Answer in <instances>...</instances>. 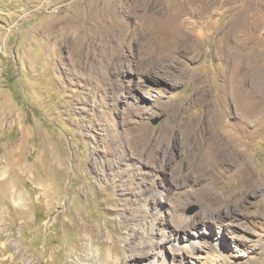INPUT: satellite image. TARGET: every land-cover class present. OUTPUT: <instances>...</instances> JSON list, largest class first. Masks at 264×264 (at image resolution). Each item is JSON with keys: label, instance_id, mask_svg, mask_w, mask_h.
Wrapping results in <instances>:
<instances>
[{"label": "rangeland", "instance_id": "1", "mask_svg": "<svg viewBox=\"0 0 264 264\" xmlns=\"http://www.w3.org/2000/svg\"><path fill=\"white\" fill-rule=\"evenodd\" d=\"M206 2L0 0V264H264V0Z\"/></svg>", "mask_w": 264, "mask_h": 264}, {"label": "bare ground", "instance_id": "2", "mask_svg": "<svg viewBox=\"0 0 264 264\" xmlns=\"http://www.w3.org/2000/svg\"><path fill=\"white\" fill-rule=\"evenodd\" d=\"M173 1L175 2V5H177L180 3H187L190 0H187V2H186V0H173ZM220 1L221 0H207L204 8L205 7L209 8L212 5L219 3ZM203 13H204V11H203ZM50 17H51V15H50ZM187 18H186V20H187ZM36 28L39 32H44V31L48 30V26H47V24L44 23V19L41 23H39L38 27H36ZM144 30H145V28L141 27L139 29V32H143ZM236 59H237V57H236ZM238 61H239V59H238ZM239 77L240 78L243 77V72L239 73ZM229 89L230 88L227 85L222 86L223 93H228ZM232 90L234 91V94H237L235 97L236 98L235 100L237 101L238 105L242 108V110H244L245 119H252L253 120V119H256L260 113L264 114V100L263 101H261V100L257 101L253 98L251 100L250 99L244 100L245 97L248 98L247 95H249L250 93H253V92L255 93V91L258 90V86L252 85V86H250V88L244 90L243 84H240L237 82V83L233 84ZM176 111H177V109H176ZM203 112H204V115L201 118H199V119L193 118L194 120H192L194 122L193 123L194 124L193 125L194 130L197 132L196 137H195V141L199 145L196 154H197V157L199 158V160L201 161L202 167L205 168L204 165L202 164V162L203 163L205 162L207 165H210L211 162L213 163V161H218V160L219 161H224V160L227 161L228 160L227 153L229 152L231 154V158L238 165V172H242L244 169L247 171H250V167L248 165L247 160L245 159L243 150L240 148L241 146H239V144H238L239 141L237 143L234 139L229 137L230 134L229 135L226 134L227 131L225 132L227 127L230 126L228 124L227 119H226V115L228 113H230V110L224 109L222 111V113H225V114H222L220 112H216L212 106L207 105V107L204 109ZM235 117L236 118L237 117L242 118L241 115H240V117L239 116H235ZM181 119H182V117H181ZM184 121H186V120H184ZM171 129H172L171 133L167 135L168 138H173L175 136V131H173V130H175V126L171 125ZM142 132H143V130H142ZM185 132H187V131H185ZM187 137H189V136H187ZM142 141H143V138L139 139V142H142ZM143 145H145V143Z\"/></svg>", "mask_w": 264, "mask_h": 264}, {"label": "water", "instance_id": "3", "mask_svg": "<svg viewBox=\"0 0 264 264\" xmlns=\"http://www.w3.org/2000/svg\"><path fill=\"white\" fill-rule=\"evenodd\" d=\"M152 122H153V123H156V122H157V119H154ZM195 209H196V206H191V207H190V212H192V211L195 210Z\"/></svg>", "mask_w": 264, "mask_h": 264}]
</instances>
